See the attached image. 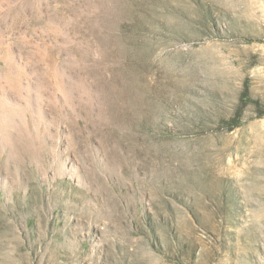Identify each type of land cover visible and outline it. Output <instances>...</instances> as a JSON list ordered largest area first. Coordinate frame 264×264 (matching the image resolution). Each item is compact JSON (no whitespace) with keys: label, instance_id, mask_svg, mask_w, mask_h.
<instances>
[{"label":"rangeland","instance_id":"374dc122","mask_svg":"<svg viewBox=\"0 0 264 264\" xmlns=\"http://www.w3.org/2000/svg\"><path fill=\"white\" fill-rule=\"evenodd\" d=\"M0 264H264V0H0Z\"/></svg>","mask_w":264,"mask_h":264},{"label":"bare ground","instance_id":"6f19581e","mask_svg":"<svg viewBox=\"0 0 264 264\" xmlns=\"http://www.w3.org/2000/svg\"><path fill=\"white\" fill-rule=\"evenodd\" d=\"M46 61H48L49 66L52 67V64H53V58H52L51 55L48 57V59H47Z\"/></svg>","mask_w":264,"mask_h":264}]
</instances>
